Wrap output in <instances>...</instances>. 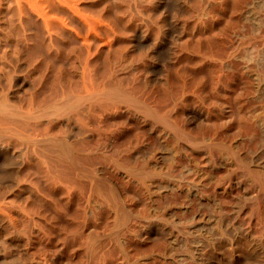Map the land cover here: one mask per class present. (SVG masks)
Instances as JSON below:
<instances>
[{"label": "bare ground", "instance_id": "bare-ground-1", "mask_svg": "<svg viewBox=\"0 0 264 264\" xmlns=\"http://www.w3.org/2000/svg\"><path fill=\"white\" fill-rule=\"evenodd\" d=\"M259 44L264 45V0H0V264H120L114 248L131 255L164 237L169 230L163 222L166 210L156 207L151 216L144 214L153 201L150 187L163 180L162 158L155 153L152 163L137 160L139 165L129 169L115 164L118 157L112 153L134 156L125 144L142 135L149 114L158 117L150 130L160 140L162 121L167 123L163 96L169 92V107L186 112L190 105L183 107V101L196 96L187 89L192 73L199 74L204 91L212 83V94L239 87L241 119L230 114L227 99H222L221 113L229 120L217 132L239 137L241 146L235 140L222 145L229 160L211 153L202 164L215 176L202 184L215 197H253L249 231L254 222L264 238V157L256 158L264 151V102L257 107L252 97L264 90V77L258 76L254 87L236 62L241 47ZM213 45L221 51L214 52ZM256 55L260 70L263 58ZM176 74L179 97L172 89ZM133 99L139 103L133 105ZM199 117L202 124L211 120L207 111ZM140 141L135 146L139 153L144 148ZM216 141L210 144L213 148L219 147ZM130 170L149 175L136 179L149 190L129 186L134 178ZM100 180L112 188L109 202L113 200L117 212L120 202L131 208L129 235L123 240L100 227L102 215L114 211L100 200ZM220 204L217 232L203 236L204 244L194 245L191 256L198 264H264L261 242L253 259L239 245L237 233L228 235L227 205L225 200ZM246 208L239 206V215ZM170 229L174 233L175 227ZM77 230L86 235L85 241L68 239ZM161 258L142 264H171Z\"/></svg>", "mask_w": 264, "mask_h": 264}, {"label": "rangeland", "instance_id": "rangeland-1", "mask_svg": "<svg viewBox=\"0 0 264 264\" xmlns=\"http://www.w3.org/2000/svg\"><path fill=\"white\" fill-rule=\"evenodd\" d=\"M253 47H248L247 49H246V47H241L239 49L241 51L238 52L236 62L238 64L239 63L242 64V65L241 64H239V65L241 66L242 70L244 69L243 70L244 77L251 80L253 86L254 85L256 86L255 82L258 81V76H259V78H260V76L264 77V61H263L264 60V56H263L264 45L260 46V44H259V46H253ZM212 48H214V49H212L214 52L221 51L219 49V47H217L216 45H213ZM232 48H233V46L231 47V49ZM255 53L256 54L259 53L261 55V58H263L261 60L262 66H260V70L257 68V66L255 65L256 63L253 60L257 56ZM239 56H241L242 58ZM238 57L241 59H239ZM249 61H250V63H249ZM246 65H247V68H246ZM253 67H255V68H253ZM209 72L210 71L208 69L205 71V75L208 78H210ZM174 73H172V74H174ZM177 77H178L177 74L174 75L175 79H173L174 83H173L172 89L174 91V95L178 94L177 97H179V96H181L182 91H181V87H180V84L178 82ZM191 77H192V80H191L190 85L187 87V89H189V90L194 89V91H196V93H195L196 96H194V98L191 101L190 100L188 101V99L186 101H183V107L184 106L187 107L190 105L188 110H186V112L188 111V113H186L185 111H183L181 109H178V111H176V110H172L170 108L172 106V101H170L171 95L169 92L165 93L163 96L164 97L163 98L164 109L166 110V111L164 110L165 114H166V115L164 114V119H165V122H167V123H163L164 121H162L161 130H162L163 134L161 133L160 140H158L157 137H155V135H152L151 130H150L152 123H154V121L158 120V117L156 118L155 115L149 114L148 117H149L150 123L145 126V131L144 130L142 131V135H139V137L137 136L138 139L136 137H133V139L129 143L125 144L126 146L128 145L127 148H131L134 151V154H133L134 156H132V157L124 156V157L120 158L118 151L113 150L112 154L114 155V157L115 158L118 157V159H117L118 161L113 160L114 163L116 162L117 165L126 166L129 169H131V168L135 169V166L139 165L137 160L142 162L143 159H145V160H148L150 163H152V161L154 159L153 156L155 155V153L157 154V156H159V160L162 158L160 160L161 164H163V168H162V171L160 173L161 178L163 179L162 181H160L158 184H155V185L150 187L147 184L141 183V180L136 181V179H143V178L149 176L147 173H141V172H137V171L135 172V171L130 170V173L133 175L134 178H133V184H131L129 186L132 187V185H134L135 187H137V190L139 189L140 191H142V190L146 191L147 189L149 190L148 187H150V191L152 190L151 193L153 192L152 194H150V196H152L153 201L150 202L151 200L148 199L150 204L146 207V209L144 208V214H145V216H151L152 213L155 212L154 210L156 209V207H159L160 209H165L166 210V214H165L166 216H164L163 222L165 221L164 223H168L167 228L169 229L164 233V237L160 238L158 242L155 240L154 241L155 243L150 244L147 247L140 248L137 251V253H135V254L123 256V252H120L119 247L114 248L113 252L115 253L117 250V252L121 255L118 259V262L120 264H142L143 262L153 263L154 260H159V259L163 260V258H161L162 256H164V259L168 260L171 264H177V263L178 264H194V263L198 264V262H197L198 259H196L195 257L193 258L191 256V254L195 251V248L197 246H202L204 244L203 236L206 235L205 237H207V236L211 237L210 236L211 233L213 234L214 231L217 232V229L214 230V228L217 227V223L215 222L216 221L215 216H218L217 213H218V209H220V206H221L220 203H222V200H225V203L227 205V214L224 218V226L225 227L227 226V228H228V231H229L228 235L230 237H232L233 234L237 233L238 237L240 239L239 245L242 246V248L244 249L243 251L247 255H251L253 259L258 258L259 254H260L259 252H257L258 250L257 251L255 250V247L259 246L260 242H261V245L262 244L264 245V240H263L264 238H261L262 241H259V240H261L259 238L261 236L260 225H256L253 222L254 227L252 228V230H250L251 232L249 231V222H250L249 219H250L251 214L253 213L252 209L254 207H256V202L253 199V197L246 196V195L243 196L242 194H238V193H234L231 196H224V195L219 196L218 195L219 197L218 196L215 197L213 194H211V191H209V189L206 186L208 184L209 179L210 178L213 179L215 174H214V172H210L208 169L203 168V164H202L206 161V159L208 158V156L211 153H213V154L215 153L216 155H218L220 157V159L222 158L223 160H229L230 157H228L229 156L228 152H226V150L222 149L221 147H222V145L224 146L225 144L229 143L230 140H235L236 142H234V143L236 145L241 146L239 137L231 136L232 137L231 138L230 136L225 135V133H222V132L218 133L217 132L219 127L222 126V124L223 125L226 124L227 120H229L228 117H226V120H225L223 113H221V112H223L222 106H223L224 98L227 99L226 102L224 103V105L226 104L225 106H227L228 110H230V114L232 112L233 117H236V118L238 117L239 120L241 119V113L239 111L240 110L239 104H241V103H239L240 100L238 99L239 87L236 86L235 87L236 90L232 93L225 94L226 96L220 91H218L216 93L213 92L214 94H212L210 92V89L212 88L211 82H209L206 91H204L203 88L201 87V85L199 84L200 83L199 74L198 73H192ZM255 78H257V79H255ZM227 84H229L228 81H227ZM137 86H139V85H137ZM252 89L254 90V88H252ZM207 92H209V93H207ZM220 93H221V95H220ZM234 93H235V95H234ZM252 97L255 101L254 102L255 105L257 107H259L260 104L264 102V90L262 92L260 91L259 93L257 91L253 92ZM228 100H229V103H227ZM136 103H139V102L133 99L132 104L137 105ZM230 103H231V105H230ZM169 105H170V107H169ZM180 106H182V103H180ZM136 107L137 108H135L134 110H138V106H136ZM196 107H197V109H196ZM169 109H171V110H169ZM202 111H207L210 113V117H211L210 119L211 120H208L209 122L207 121V122L202 124V122L200 120L202 118L199 117L200 113ZM150 117L151 118L153 117V118L151 119ZM187 117L192 118L193 124L189 125L186 122ZM238 118H237V120H238ZM222 119H223V121H222ZM151 121H152V123H151ZM168 127H170V128L172 127L171 129L173 131L170 128L168 129ZM169 130L171 131L170 134H168ZM134 132H136V131H134ZM214 132H215V135H214ZM149 133H150V135H149ZM209 135H210V137H209ZM192 139H193V141H192ZM138 140L139 141L141 140L140 142L142 143V145L144 147L143 152H141V153L138 152V149H135V146L139 143ZM213 140H217L216 142L219 143L218 148H213L211 146ZM188 141L189 142L191 141V142L189 143ZM169 144L172 146H170ZM185 144L195 145L197 147V149L191 151V150L187 149V145H185ZM200 144H202V146ZM259 155L260 156H257L256 158L264 157V151H262V153H259ZM163 160H164V162H163ZM188 162H190V164ZM166 164H167V166H166ZM191 166H192V168H191ZM201 166H202V168H201ZM164 169H165V171H164ZM193 171H195V172H193ZM165 172H167V173H165ZM186 177H187V180H186ZM188 178H189V180H188ZM194 178H195V180H194ZM179 180H180V182H179ZM194 181L195 182L197 181V182L195 183ZM73 182L76 183L77 185L83 187V185L80 183L81 181L79 180V178L74 177ZM202 182L205 183L206 185L202 184ZM122 183H125V184L127 183L126 178L122 181ZM181 183H182V185H181ZM99 184H100L99 193H100V198H101L100 200L103 202L105 201V203L106 202L109 203V207L112 210H114L111 212L110 216H108V217H106V215H102V218L100 219V227L102 229L108 231V232L110 231L111 232L110 235L113 238H115L116 240H123L125 236L129 235V232L126 230V228H127L128 222H129L127 217H128V215L131 216V214H132L131 208L123 205L120 202L121 208L117 212L116 207L114 206L115 204H114L113 200H112V202H109V201H111L110 200L111 199L110 191L112 190V188H110V186L107 183H105V180H100ZM140 186H141V188H140ZM165 187H166V189L167 188H169V189L166 190V189H164ZM115 189L118 191L119 187L116 185ZM160 191H161V193H160ZM199 193L201 195H199ZM148 195H149V193H148ZM205 199H206V201H205ZM187 202H188V204L186 205ZM180 203H181V205H180ZM247 203H248V205H247ZM242 205H246L248 209L246 208V210L243 211L239 215L238 209H239V206H242ZM195 206H196V208H195ZM235 208H237V209H235ZM128 210H130V211H128ZM102 211H105V210L100 208V213ZM117 213H118V215H117ZM234 214H236V215H234ZM237 215H239V216H237ZM111 218H113V219H111ZM201 218H203L205 220H203ZM185 219H186V221H185ZM175 220H176V222H175ZM179 220H181V221H179ZM192 220H193V222H192ZM187 221H189V222H187ZM115 222H117V223H115ZM173 222H174V224H173ZM142 224H144V223L142 222ZM171 224H173V225H171ZM137 225L140 226L141 222H138ZM193 225H195L196 228H194ZM169 226L175 227L174 233H171V229ZM179 229H180V232L178 233ZM184 229H185V231H184ZM205 230H207V231H205ZM77 232L78 233H76L75 235L68 236V239L69 240H72V238L78 239V240L82 239L83 241H85L86 235L80 233L79 230H77ZM255 233L257 236L255 235ZM174 234L178 235V236H175ZM180 235H181V237H180ZM183 235H188V236H183ZM239 235H241V236H239ZM184 237L185 238L188 237V238L185 240ZM174 238H175V240H174ZM243 238H244V240H243ZM194 245H196V247ZM249 245L252 247L251 248L252 252L248 251ZM192 249H193V252H192ZM176 253H177V255H176ZM39 254H40V252H38L37 256H39ZM37 259H39V257ZM184 260H186V262Z\"/></svg>", "mask_w": 264, "mask_h": 264}]
</instances>
